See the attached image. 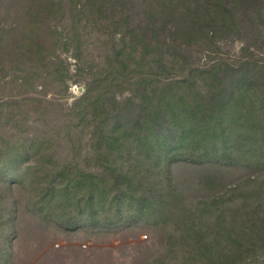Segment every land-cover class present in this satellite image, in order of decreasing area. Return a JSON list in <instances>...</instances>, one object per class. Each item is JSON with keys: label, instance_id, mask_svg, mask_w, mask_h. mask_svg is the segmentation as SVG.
Listing matches in <instances>:
<instances>
[{"label": "trees", "instance_id": "trees-1", "mask_svg": "<svg viewBox=\"0 0 264 264\" xmlns=\"http://www.w3.org/2000/svg\"><path fill=\"white\" fill-rule=\"evenodd\" d=\"M80 2L92 11L91 22L104 21L121 35L112 60L90 69L86 91L71 107L73 126L91 128L99 167L46 169L55 178L39 187L34 208L77 227L110 224L112 205L124 203L127 213L162 232L153 264H264V64L215 63L200 71L208 83L196 92L199 70L169 79L166 57L147 59L164 50L175 62L194 41L257 31L260 0ZM61 6L62 0H0V26L7 24L0 28V73L21 66L22 81L45 79L40 69L54 50L46 37ZM5 154L4 172L13 173L17 153ZM15 180L0 182V213L9 222L0 252L13 246Z\"/></svg>", "mask_w": 264, "mask_h": 264}, {"label": "rangeland", "instance_id": "rangeland-1", "mask_svg": "<svg viewBox=\"0 0 264 264\" xmlns=\"http://www.w3.org/2000/svg\"><path fill=\"white\" fill-rule=\"evenodd\" d=\"M80 1L84 0H62L64 6L53 14L57 17L50 24L54 33L46 37V43L54 50L40 69L45 79L31 75L33 78L22 81L21 66L8 65V70L0 73V182L19 180L8 190L17 204L13 246L0 252V264H153L162 253L159 227L127 213L124 203L112 205L109 213L114 219L110 224L93 222L77 227L44 219L34 208L42 196L39 187H48L55 178L53 171L46 169L60 170L69 163L84 170L99 167L91 128L83 122H78V128L73 126L77 119H72L71 107L85 93L87 79L93 73L90 69L101 68L112 60L121 35L104 21L91 22L87 17L93 16L92 11ZM257 24V31L254 28L250 36L241 30L224 38L209 37L182 46L186 51L175 62L164 50L147 59L153 63L166 57L169 79H182L192 70H199L193 74L196 92H201L207 88L208 79L200 71L215 63L239 65L252 60L264 64V0L258 6ZM155 84L157 81L151 86ZM122 93L119 99L128 95V91ZM7 149L17 153L13 173L4 172ZM37 171L40 175L34 176ZM118 211L123 216L116 217ZM6 217L0 213V232L8 228Z\"/></svg>", "mask_w": 264, "mask_h": 264}]
</instances>
